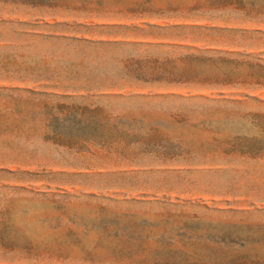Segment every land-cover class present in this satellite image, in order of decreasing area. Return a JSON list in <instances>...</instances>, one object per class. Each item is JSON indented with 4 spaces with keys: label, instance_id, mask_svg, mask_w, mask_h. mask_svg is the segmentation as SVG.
Returning <instances> with one entry per match:
<instances>
[{
    "label": "rangeland",
    "instance_id": "374dc122",
    "mask_svg": "<svg viewBox=\"0 0 264 264\" xmlns=\"http://www.w3.org/2000/svg\"><path fill=\"white\" fill-rule=\"evenodd\" d=\"M0 264H264V0H0Z\"/></svg>",
    "mask_w": 264,
    "mask_h": 264
}]
</instances>
